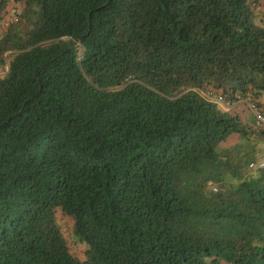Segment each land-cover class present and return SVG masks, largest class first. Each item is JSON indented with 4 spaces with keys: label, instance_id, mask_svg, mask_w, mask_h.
Listing matches in <instances>:
<instances>
[{
    "label": "trees",
    "instance_id": "16d2710c",
    "mask_svg": "<svg viewBox=\"0 0 264 264\" xmlns=\"http://www.w3.org/2000/svg\"><path fill=\"white\" fill-rule=\"evenodd\" d=\"M6 64L0 264H264V0H0Z\"/></svg>",
    "mask_w": 264,
    "mask_h": 264
},
{
    "label": "built area",
    "instance_id": "2783aa9c",
    "mask_svg": "<svg viewBox=\"0 0 264 264\" xmlns=\"http://www.w3.org/2000/svg\"><path fill=\"white\" fill-rule=\"evenodd\" d=\"M217 99L221 102L223 100V98L220 96ZM250 109L254 113L256 124L264 128V113L262 112V110L258 108L254 102L250 103ZM249 166L250 168H255V166L264 167V154L260 156L259 159L255 160V162L252 161Z\"/></svg>",
    "mask_w": 264,
    "mask_h": 264
},
{
    "label": "rangeland",
    "instance_id": "374dc122",
    "mask_svg": "<svg viewBox=\"0 0 264 264\" xmlns=\"http://www.w3.org/2000/svg\"><path fill=\"white\" fill-rule=\"evenodd\" d=\"M257 23H260L261 22L259 20H255ZM7 67L8 65L6 64V66L4 68H0V77H4L7 73ZM61 225H62V228L64 229V232L66 234V236L69 238V239H72V233H71V220L68 219L67 217H63L62 220H61ZM78 250V253L80 255H82V252H83V249H85L84 247H81V244H79L76 248Z\"/></svg>",
    "mask_w": 264,
    "mask_h": 264
},
{
    "label": "crops",
    "instance_id": "0c3cea01",
    "mask_svg": "<svg viewBox=\"0 0 264 264\" xmlns=\"http://www.w3.org/2000/svg\"><path fill=\"white\" fill-rule=\"evenodd\" d=\"M255 153L257 154V155H259V154H263L264 153V140L263 139H259V140H257V142H256V145H255Z\"/></svg>",
    "mask_w": 264,
    "mask_h": 264
}]
</instances>
